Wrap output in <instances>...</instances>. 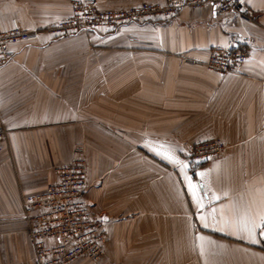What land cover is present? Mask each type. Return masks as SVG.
I'll use <instances>...</instances> for the list:
<instances>
[{
    "label": "crops",
    "instance_id": "1",
    "mask_svg": "<svg viewBox=\"0 0 264 264\" xmlns=\"http://www.w3.org/2000/svg\"><path fill=\"white\" fill-rule=\"evenodd\" d=\"M71 1L0 0V28H44L68 17ZM244 1L254 23L187 7L12 47L0 66V264H35L23 199L75 156L108 240L98 261L70 264H264V228L249 232L264 216V0ZM245 39L252 54L239 72L206 65L213 47ZM209 139L226 151L192 174L191 152Z\"/></svg>",
    "mask_w": 264,
    "mask_h": 264
},
{
    "label": "built area",
    "instance_id": "2",
    "mask_svg": "<svg viewBox=\"0 0 264 264\" xmlns=\"http://www.w3.org/2000/svg\"><path fill=\"white\" fill-rule=\"evenodd\" d=\"M215 6L222 14L235 15L240 21L254 23L256 15L244 0H167L166 2H142L135 6L100 8L92 0H72L68 17L37 30H28L17 23L0 28V66L13 57L16 44L37 40L41 32L53 37L97 29L114 31L125 23H141L149 19H169L183 8L200 9ZM245 39L241 45L216 46L210 50L206 65L220 73L239 72L250 58L251 48ZM261 132L264 134V116ZM7 131L0 125V149ZM81 147L75 149L79 153ZM226 151L220 139L198 142L190 155V169L219 157ZM56 181L48 184L38 194L25 196L22 217L25 231L31 242L35 264H70L78 258L98 261L104 254L108 235L105 217L94 212L86 199V161L75 156L71 161L54 168Z\"/></svg>",
    "mask_w": 264,
    "mask_h": 264
},
{
    "label": "snow or ice",
    "instance_id": "3",
    "mask_svg": "<svg viewBox=\"0 0 264 264\" xmlns=\"http://www.w3.org/2000/svg\"><path fill=\"white\" fill-rule=\"evenodd\" d=\"M255 228H264V216L261 217L260 224H254L251 228H249V232L251 233ZM261 234L264 235V232Z\"/></svg>",
    "mask_w": 264,
    "mask_h": 264
},
{
    "label": "rangeland",
    "instance_id": "4",
    "mask_svg": "<svg viewBox=\"0 0 264 264\" xmlns=\"http://www.w3.org/2000/svg\"><path fill=\"white\" fill-rule=\"evenodd\" d=\"M152 2V1H151ZM105 30V29H104ZM108 31V30H107Z\"/></svg>",
    "mask_w": 264,
    "mask_h": 264
}]
</instances>
